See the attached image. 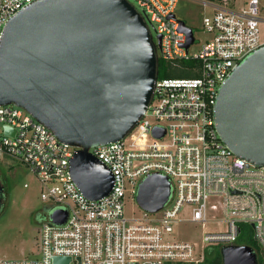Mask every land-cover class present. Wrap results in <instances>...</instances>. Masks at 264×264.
<instances>
[{"label":"built area","instance_id":"2783aa9c","mask_svg":"<svg viewBox=\"0 0 264 264\" xmlns=\"http://www.w3.org/2000/svg\"><path fill=\"white\" fill-rule=\"evenodd\" d=\"M33 1L0 0V37L7 20ZM128 1L160 36L157 57L173 68L192 60L184 67L197 75L157 77L135 126L120 140L89 149L113 176L109 192L95 200L70 176L77 148L23 108L1 104L0 157L17 158L37 176L47 215L54 209L67 215L62 223L48 216L38 223L36 257L0 264H52L54 256H68V264H199L207 246L237 245L244 223L252 228L264 264V165L234 155L219 139L214 120L218 88L235 64L264 43L259 0L236 9L229 0L211 3V12L201 18L208 39L196 51L190 49L194 34L185 46L187 36L178 29L177 0ZM156 126L164 130L160 137L152 135ZM151 173L168 178L167 201L158 211L139 207L137 216L127 217L125 198L135 197L139 181ZM185 222H223L225 228L203 232L196 243L174 237V225Z\"/></svg>","mask_w":264,"mask_h":264},{"label":"water","instance_id":"95a60500","mask_svg":"<svg viewBox=\"0 0 264 264\" xmlns=\"http://www.w3.org/2000/svg\"><path fill=\"white\" fill-rule=\"evenodd\" d=\"M178 22L188 46L192 28ZM159 39L128 0H34L3 27L0 105L23 108L77 148L69 173L89 199L106 195L113 182L89 149L120 140L144 114L157 79ZM214 120L219 139L234 155L264 165V43L235 64L218 88ZM163 133L152 129L154 137ZM169 194L168 178L151 173L139 181L135 199L141 209L155 212ZM1 199L0 183V211ZM66 215L54 209L48 217L62 223ZM221 259L222 264H254L255 253L246 245L222 246ZM69 260L54 256L52 264Z\"/></svg>","mask_w":264,"mask_h":264},{"label":"rangeland","instance_id":"374dc122","mask_svg":"<svg viewBox=\"0 0 264 264\" xmlns=\"http://www.w3.org/2000/svg\"><path fill=\"white\" fill-rule=\"evenodd\" d=\"M204 1V3H203ZM220 0H177L173 13L178 20H183L192 28L195 44L192 51L208 39V34L201 27V18L211 12V3ZM235 9L248 0H229ZM260 14L264 16V0H259ZM261 39L264 41V26H259ZM199 43V44H198ZM0 174L2 184V208L0 211V261L6 259H24L37 256V225L42 217L45 202L40 197L41 183L28 166L10 155L0 157ZM135 197H126L125 215L139 214ZM224 229L223 222L204 224L185 222L174 225V237L201 242L203 232ZM192 264V263H191ZM202 264V263H199Z\"/></svg>","mask_w":264,"mask_h":264},{"label":"trees","instance_id":"16d2710c","mask_svg":"<svg viewBox=\"0 0 264 264\" xmlns=\"http://www.w3.org/2000/svg\"><path fill=\"white\" fill-rule=\"evenodd\" d=\"M194 61H182L181 68H173L171 65L161 59L158 58L157 64V77H166V76H194L197 75V72L191 71L186 69L184 66H192ZM197 64V63H196ZM41 218L37 221L38 223L42 220L48 219L47 213L44 211L41 213ZM237 245H246L253 249L255 253V263L254 264H261V255L260 249L256 244V241L253 238L252 228L249 224L244 223L241 225L239 230V236L236 241ZM221 248L222 245H214V246H207L204 250V258L201 262L202 264H222L221 259ZM180 264V263H175Z\"/></svg>","mask_w":264,"mask_h":264},{"label":"flooded vegetation","instance_id":"af4514ba","mask_svg":"<svg viewBox=\"0 0 264 264\" xmlns=\"http://www.w3.org/2000/svg\"><path fill=\"white\" fill-rule=\"evenodd\" d=\"M0 179H1V174H0ZM0 183H1V180H0ZM2 185V184H1ZM3 193V192H2ZM2 200V199H1ZM43 211H44V213H47L48 212V210L47 209H45V208H43Z\"/></svg>","mask_w":264,"mask_h":264}]
</instances>
